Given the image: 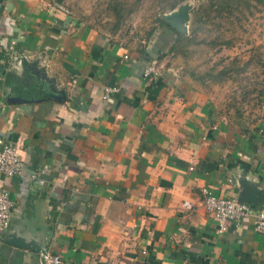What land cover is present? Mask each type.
I'll use <instances>...</instances> for the list:
<instances>
[{
  "label": "crops",
  "instance_id": "crops-1",
  "mask_svg": "<svg viewBox=\"0 0 264 264\" xmlns=\"http://www.w3.org/2000/svg\"><path fill=\"white\" fill-rule=\"evenodd\" d=\"M177 38L165 24L115 37L43 0H0V137L23 163L0 172L13 201L0 264H42L44 252L62 264H264L252 216L219 233L202 206L207 188L254 195L264 211V70L234 110L181 73ZM150 62L163 71L148 81ZM105 86L118 90L103 99Z\"/></svg>",
  "mask_w": 264,
  "mask_h": 264
},
{
  "label": "rangeland",
  "instance_id": "rangeland-1",
  "mask_svg": "<svg viewBox=\"0 0 264 264\" xmlns=\"http://www.w3.org/2000/svg\"><path fill=\"white\" fill-rule=\"evenodd\" d=\"M113 36L143 38L180 15L173 59L181 73L211 85L230 108L251 98L264 70V0H43ZM61 11V9H59Z\"/></svg>",
  "mask_w": 264,
  "mask_h": 264
},
{
  "label": "built area",
  "instance_id": "built-area-1",
  "mask_svg": "<svg viewBox=\"0 0 264 264\" xmlns=\"http://www.w3.org/2000/svg\"><path fill=\"white\" fill-rule=\"evenodd\" d=\"M162 71V65L150 62L144 67L142 76L150 81L160 77ZM117 90L116 86H105L102 98L107 99L111 93ZM22 166L23 163L17 148L0 137V172L6 176L17 175L21 173ZM202 194V206L213 215L219 233L225 231L228 221H233L238 225L242 219L252 216L256 231L264 234V211H254L248 203L234 198L219 197L207 188H202ZM12 208L13 201L8 190L0 186V241L3 240L10 225ZM41 261L42 264L63 263L59 254L51 252L42 253Z\"/></svg>",
  "mask_w": 264,
  "mask_h": 264
},
{
  "label": "water",
  "instance_id": "water-1",
  "mask_svg": "<svg viewBox=\"0 0 264 264\" xmlns=\"http://www.w3.org/2000/svg\"><path fill=\"white\" fill-rule=\"evenodd\" d=\"M179 19L181 20L180 15H173L171 17H166V16L163 17V20L165 22H167L170 25V27H172V28H174L176 30L182 31L183 27H182V24H181ZM15 100H22V99L15 98ZM238 200L242 201V202H246V203L259 201L258 199H256V197L254 195H248L247 193H246V195H244V197H242V198H240ZM6 241L7 242H13V240L10 239V238L7 239Z\"/></svg>",
  "mask_w": 264,
  "mask_h": 264
},
{
  "label": "trees",
  "instance_id": "trees-1",
  "mask_svg": "<svg viewBox=\"0 0 264 264\" xmlns=\"http://www.w3.org/2000/svg\"><path fill=\"white\" fill-rule=\"evenodd\" d=\"M59 2L61 1V0H58ZM162 21V23L163 24H165L166 26H169L170 27V25L167 23V22H165L163 19H161ZM172 28V27H171ZM174 30H176V29H174ZM152 32H150V34H151ZM176 33L177 34H179V31L178 30H176ZM11 79V77H9V76H7V81H9Z\"/></svg>",
  "mask_w": 264,
  "mask_h": 264
}]
</instances>
